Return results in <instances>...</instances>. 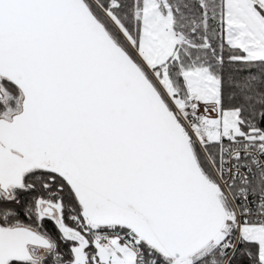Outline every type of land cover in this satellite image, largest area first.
I'll use <instances>...</instances> for the list:
<instances>
[{
	"label": "snow or ice",
	"instance_id": "snow-or-ice-1",
	"mask_svg": "<svg viewBox=\"0 0 264 264\" xmlns=\"http://www.w3.org/2000/svg\"><path fill=\"white\" fill-rule=\"evenodd\" d=\"M0 264H264V0H0Z\"/></svg>",
	"mask_w": 264,
	"mask_h": 264
}]
</instances>
